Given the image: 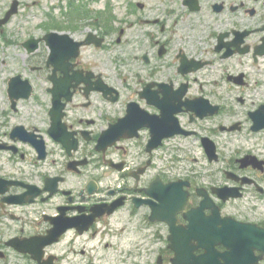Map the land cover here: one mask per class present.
<instances>
[{
  "label": "flooded vegetation",
  "instance_id": "1",
  "mask_svg": "<svg viewBox=\"0 0 264 264\" xmlns=\"http://www.w3.org/2000/svg\"><path fill=\"white\" fill-rule=\"evenodd\" d=\"M177 225L264 264V0H0V264H171Z\"/></svg>",
  "mask_w": 264,
  "mask_h": 264
},
{
  "label": "water",
  "instance_id": "2",
  "mask_svg": "<svg viewBox=\"0 0 264 264\" xmlns=\"http://www.w3.org/2000/svg\"><path fill=\"white\" fill-rule=\"evenodd\" d=\"M230 248V251L224 252V253H218V254H209L207 256H198L195 260V264H220L219 257L226 260L227 257H232V263L236 264V244L232 243L228 246ZM204 257V258H203Z\"/></svg>",
  "mask_w": 264,
  "mask_h": 264
},
{
  "label": "rangeland",
  "instance_id": "3",
  "mask_svg": "<svg viewBox=\"0 0 264 264\" xmlns=\"http://www.w3.org/2000/svg\"><path fill=\"white\" fill-rule=\"evenodd\" d=\"M194 155L195 156H197L198 157V159L202 162V164H203V160H202V157H201V154L200 153H197V152H195L194 153ZM58 247H59V245H58Z\"/></svg>",
  "mask_w": 264,
  "mask_h": 264
}]
</instances>
